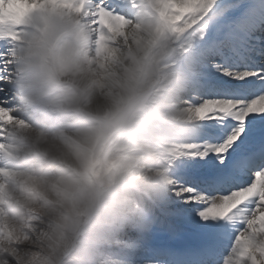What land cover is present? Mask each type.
<instances>
[{
	"label": "clouds",
	"instance_id": "obj_1",
	"mask_svg": "<svg viewBox=\"0 0 264 264\" xmlns=\"http://www.w3.org/2000/svg\"><path fill=\"white\" fill-rule=\"evenodd\" d=\"M198 7L0 0V264H132L208 115L181 11ZM251 192L206 210L229 236L218 264H264V174Z\"/></svg>",
	"mask_w": 264,
	"mask_h": 264
},
{
	"label": "snow or ice",
	"instance_id": "obj_2",
	"mask_svg": "<svg viewBox=\"0 0 264 264\" xmlns=\"http://www.w3.org/2000/svg\"><path fill=\"white\" fill-rule=\"evenodd\" d=\"M190 35L185 46L194 68L196 112L208 111L198 142L177 164L170 207L193 223L203 237L198 264H218L226 251V225L206 218L221 198L252 195L254 174H264V0H189ZM2 87V85H0ZM3 94L0 93V98ZM260 113V114H257ZM260 207L247 200L237 211Z\"/></svg>",
	"mask_w": 264,
	"mask_h": 264
},
{
	"label": "rangeland",
	"instance_id": "obj_3",
	"mask_svg": "<svg viewBox=\"0 0 264 264\" xmlns=\"http://www.w3.org/2000/svg\"><path fill=\"white\" fill-rule=\"evenodd\" d=\"M171 210L172 209L170 207L168 213H170ZM175 212H177V211H175ZM153 226L156 227V230H148L147 231V233L149 232V234H148L149 237H150V235L153 236V240H151L148 243L149 245H153L154 243L166 245V244H173V243L198 242L199 240L203 239L201 233L199 232V230L196 228L195 225H193V228L185 230V231H188V233L178 232V233H175L173 235H171L167 229L165 231L163 229V227L158 226L157 222L156 223L152 222V224L150 225V228ZM163 233H165L166 236H164ZM133 236H134V233L131 234V238ZM132 241H134L136 243V245H138V247L135 248V250L133 251L132 256H131L132 264H146V262L141 261V260H137V258L138 257L141 258L139 253H145V249L143 247L147 243L143 242V238H141L140 236L139 237L135 236V239L132 238Z\"/></svg>",
	"mask_w": 264,
	"mask_h": 264
},
{
	"label": "bare ground",
	"instance_id": "obj_4",
	"mask_svg": "<svg viewBox=\"0 0 264 264\" xmlns=\"http://www.w3.org/2000/svg\"><path fill=\"white\" fill-rule=\"evenodd\" d=\"M177 219H180L181 221H183V224H187L189 226H193V223H191L189 220H187L184 216H182L180 213L177 215H174Z\"/></svg>",
	"mask_w": 264,
	"mask_h": 264
}]
</instances>
